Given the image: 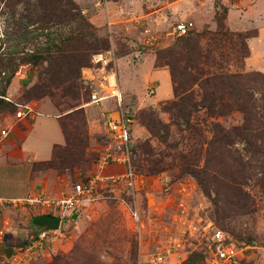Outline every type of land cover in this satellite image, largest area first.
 <instances>
[{"label": "rangeland", "instance_id": "rangeland-1", "mask_svg": "<svg viewBox=\"0 0 264 264\" xmlns=\"http://www.w3.org/2000/svg\"><path fill=\"white\" fill-rule=\"evenodd\" d=\"M73 1L95 27L96 35L108 41V49L92 56L90 66L83 68L81 74L82 59L75 41L65 52L53 57L50 65L22 64L7 88L5 99L29 105L35 113H46L47 108L42 107L46 105L48 111L60 116L70 148L66 155L74 154L69 157V169L36 171L46 181L45 195L59 198L70 193L75 183L98 171V162L110 145L108 112L91 103V94L97 89L106 91L114 83L120 85L124 90V110L134 119L131 151L138 188L135 195L125 187L116 194L138 211L141 223L136 225L129 209L116 200L92 203L81 211L76 221L62 226L54 249L37 256L33 264H148L151 254L160 251L170 252L167 264H185L191 255L205 254L216 230L223 231L236 246L244 249L239 264H264V0H229L238 11L230 21L228 15L224 21L228 36L217 34L220 26L216 13L223 14L220 5L228 8L221 0H140L144 2L141 7L145 12L167 8L164 21H169L171 28L155 22L153 33L143 35L142 31L134 37L101 35L85 9ZM175 2L180 3L177 14L181 18L186 12L191 15L179 24L190 21L194 25L183 36L174 33L179 24L174 22L171 26L167 18L171 16L170 5ZM5 3L6 0H0V18L4 22L2 42L5 32L27 13L20 6L13 16ZM62 30L63 38L69 35L70 28ZM240 33L250 34L245 40L247 57L246 47L237 36ZM201 34L205 38L199 42L196 36ZM191 37L194 40L189 49L180 45ZM36 45L45 48V39ZM33 49L30 46L25 52ZM141 61L144 63L137 67ZM48 70L56 77L48 82L47 91L51 94L32 95H37V87L43 84ZM152 70L169 73L170 96L159 95V83L150 80ZM172 70L178 82H187L191 75L199 79L184 93L189 97L175 94ZM10 75L3 73L0 81ZM208 79L213 82L207 85ZM13 83L12 97L9 88ZM3 87L5 84L0 86ZM241 89L245 113L232 104ZM213 92L216 97H212ZM191 102L210 107H196L198 110L191 117L193 127L189 129L183 117ZM18 110L15 107L14 111H5L0 116ZM223 110L226 115L220 114ZM249 113L250 122L246 119ZM150 122L155 126L153 130L147 128ZM241 126L250 128L248 133L254 134L255 139L227 146L224 163L218 164L213 141ZM245 148L254 152L246 155ZM220 167L221 173L215 175L213 170L219 171ZM116 168H109L107 173L115 172ZM117 172H123V168ZM1 196L13 198L21 194L10 192ZM35 218L34 212L7 206L0 209V231L8 225L0 247L14 252L30 243L38 229L32 224ZM9 258L8 253L0 251V264H8Z\"/></svg>", "mask_w": 264, "mask_h": 264}, {"label": "trees", "instance_id": "trees-1", "mask_svg": "<svg viewBox=\"0 0 264 264\" xmlns=\"http://www.w3.org/2000/svg\"><path fill=\"white\" fill-rule=\"evenodd\" d=\"M2 2L5 0H1ZM5 5L7 9L11 12L13 16L17 15V10L20 6L25 7V11L27 12L19 21V23L12 26L9 31L5 32V37L3 40V44L0 47V76L5 73V76L8 72L11 73L9 77H5L0 81V86L5 84V87L2 89L0 88V115L5 111H11L15 109L16 103L7 101L6 94L7 88L10 86L14 75L17 73L20 65L22 64H30L33 66H41L45 63L50 65L51 59L53 57L58 56L60 53L65 52L66 49L69 48L73 41L76 42L78 48L76 50L79 52L82 62L80 63V74L83 68H88L90 65L88 62L91 61V57L94 55L102 54V51L108 49V41L105 39L99 38L95 31V27L89 22L87 17L82 14V10L75 4L73 0H6ZM222 8L223 14L219 15L217 12V22L219 24L220 32L217 33L218 35L221 34L222 36H228L230 33L226 32L224 21L228 15V8ZM75 26V27H73ZM64 28H70L69 35L64 37V34L61 32ZM239 38L242 39V46L246 47L245 57H247L249 50L247 49L245 40L250 38L249 33H240L237 34ZM201 40L205 38V34L197 35L196 36ZM44 40L46 42L45 48L38 47L37 42L39 40ZM65 40L64 42L61 40ZM194 38H187L183 40L180 44L184 48H190L192 45V41ZM200 42V41H199ZM65 44V45H64ZM30 46H34L35 49L32 51H26ZM5 48V49H4ZM3 50V51H2ZM24 54V55H21ZM17 59L19 60L17 62ZM89 60V61H88ZM196 64H194V70ZM51 68H53V64H51ZM50 69V68H49ZM56 69V68H55ZM173 72V70H172ZM173 80L175 84V94L180 97L186 96V93L192 86L191 84L196 85L199 82L197 77H192L184 83L178 82L175 78L174 72ZM47 77L44 79L43 84H40L37 88L38 92L37 95L33 94L36 97L39 95L47 94L49 96L51 93L47 91L48 89V82L56 79L53 76L52 72L48 70V73L45 74ZM50 79V77H52ZM235 77V76H232ZM50 79V80H49ZM213 81L208 79L205 81V84H211ZM203 85V84H202ZM180 92V93H179ZM182 92V93H181ZM42 95V96H43ZM189 97V96H186ZM193 97V96H192ZM212 97H216V94L213 92ZM243 98V89L236 93V97L234 98V102L232 103L235 108L242 110L244 113L246 112V105L245 101L242 100ZM190 110L185 112L184 124L191 129L192 126V119L191 117L197 111V106L203 107H210L204 104H195V102L190 103ZM221 115H226V111L223 110L220 113ZM251 113L246 115L247 121H251ZM62 130L65 133L64 124L61 123ZM147 128L153 130L155 128L152 122L147 124ZM250 128H245L243 126L239 127V129H234L231 132L224 133L226 135H219L216 141H213L215 144L214 154L215 159L218 164L224 163L223 161L225 158L223 157L224 154L228 151L227 146H232L236 141L237 142H250L251 139H255V135H251L248 133ZM67 138V134L65 133ZM250 136V137H249ZM83 142V141H82ZM81 142V143H82ZM80 143V144H81ZM79 148L80 145H79ZM68 145V138L67 143L65 146H55L53 151V158L52 160L44 163H36L34 165V170L38 171V168H46V169H54L55 171H65L69 169L68 162L71 161L69 157H74V154L71 153L66 155V151H69ZM254 152L253 150L245 148V154L249 155ZM208 156L214 157L210 152H207ZM188 164V163H187ZM73 167H76L74 164ZM188 169H191V165L188 164ZM199 170H195L198 173ZM205 173L207 170L204 171ZM213 172L215 175L221 173L220 170L214 169ZM209 177V176H208ZM218 179L214 177V180ZM228 217H224L223 219H227ZM198 261H204V255L202 254H194L191 255L185 264H197Z\"/></svg>", "mask_w": 264, "mask_h": 264}, {"label": "built area", "instance_id": "built-area-1", "mask_svg": "<svg viewBox=\"0 0 264 264\" xmlns=\"http://www.w3.org/2000/svg\"><path fill=\"white\" fill-rule=\"evenodd\" d=\"M193 23L177 25L174 33L178 36L186 35L192 28ZM4 33V22L0 18V45ZM101 57V56H100ZM91 103L97 106L114 101L113 109H109L106 116V126L109 134L110 145L98 162V171L86 180H81L72 186L70 193L63 194L59 198H48V195H29L15 199H0L1 207H10L23 212H34V216L52 215L61 218L60 229L57 231L38 228L31 241L14 249L13 255L7 261L8 264H33L34 259L45 253L51 252L58 237L62 232L63 225H70L73 215L80 217L81 211L92 203L116 200L126 206L136 225H140L141 218L138 211L134 210L129 203L116 191L121 187L135 195L137 190V173L132 161V123L133 116L124 110V95L117 84L110 85L109 89L94 90L91 94ZM19 110L16 116L19 119L33 116L34 109L29 105H16ZM111 167H122L123 172L107 173ZM119 171V170H118ZM7 229L0 231V239L3 240ZM52 249V250H51ZM244 252L233 242V239L221 230H216L212 235V243L204 254L203 264H239L240 256ZM170 252L160 251L152 253L148 264H167Z\"/></svg>", "mask_w": 264, "mask_h": 264}, {"label": "crops", "instance_id": "crops-1", "mask_svg": "<svg viewBox=\"0 0 264 264\" xmlns=\"http://www.w3.org/2000/svg\"><path fill=\"white\" fill-rule=\"evenodd\" d=\"M75 1L85 9L91 22L99 29V33L106 37H112V35L134 37L135 34H140L142 31L143 35L151 34L153 33L151 31L155 30V22L157 24L160 23L163 28L170 27L169 21H164L167 8L145 12L144 8L141 7V3L144 2L140 0ZM221 3L229 8L228 19L230 21V17L238 10L229 0H221ZM170 6L171 16L167 18L170 19L171 26L174 22L179 24L181 20L191 16L188 12L183 14L182 18L180 14H177L180 7V3L178 2L172 3ZM173 17L176 18L175 21L172 20ZM183 22L190 23V21ZM149 25L150 27H148ZM144 31L147 32L145 33ZM138 53L136 52L135 54ZM140 55L141 53L137 57ZM143 63L142 61L139 62L137 67H141L140 65ZM150 80L159 83L158 91L161 97L172 94L170 75L166 70H152ZM102 83L100 82V85ZM12 85L14 83L9 88V94H11L10 89ZM121 90L124 93L122 88ZM8 100L14 103L16 102L15 99L12 100L9 98ZM112 105H114V101L95 106L100 110L103 108L101 111L104 112L105 110L106 112L112 109ZM42 107L47 108L46 113H38L36 111L33 116L24 119H19L16 116L17 112L5 113V115L0 116V199L7 200L29 195L46 194L44 191L46 181L36 175L37 172L34 170V165L52 160L54 147L57 145L65 146L67 138L60 125V116L48 111L49 108L46 105ZM42 114L46 117H41ZM120 169L122 167L116 168L117 171ZM10 192L21 194V196L13 198L1 196V193L5 194ZM3 208L0 206V209ZM5 224H8V221ZM7 226L5 225L3 229H7ZM0 241L2 240L0 239ZM12 250L0 247V251L8 253L10 257L13 255Z\"/></svg>", "mask_w": 264, "mask_h": 264}, {"label": "water", "instance_id": "water-1", "mask_svg": "<svg viewBox=\"0 0 264 264\" xmlns=\"http://www.w3.org/2000/svg\"><path fill=\"white\" fill-rule=\"evenodd\" d=\"M72 218L77 220L78 215L74 214ZM32 224L37 228L57 231L60 229L61 218L52 215H40L32 221Z\"/></svg>", "mask_w": 264, "mask_h": 264}]
</instances>
